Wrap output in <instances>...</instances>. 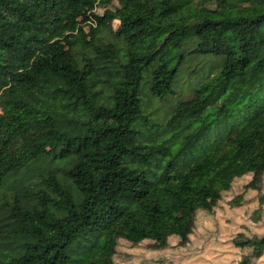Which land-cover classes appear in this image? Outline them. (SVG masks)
Masks as SVG:
<instances>
[{"label":"trees","instance_id":"1","mask_svg":"<svg viewBox=\"0 0 264 264\" xmlns=\"http://www.w3.org/2000/svg\"><path fill=\"white\" fill-rule=\"evenodd\" d=\"M189 57L207 69L177 88ZM247 175L259 189L264 0H0V264L185 243ZM233 242L234 264L264 255V230Z\"/></svg>","mask_w":264,"mask_h":264},{"label":"rangeland","instance_id":"2","mask_svg":"<svg viewBox=\"0 0 264 264\" xmlns=\"http://www.w3.org/2000/svg\"><path fill=\"white\" fill-rule=\"evenodd\" d=\"M188 60L185 67H189L182 69L177 88L192 84L194 73L190 74L189 71L193 67L208 65L205 57H189ZM206 69L207 66L200 71ZM142 97L144 100L150 99L148 93H143ZM158 106L161 108L154 116L162 121L168 106L159 102L150 110ZM70 160V157L56 159L51 166L65 167ZM251 179V175L237 179L213 211H198L194 230L187 242L182 243L180 237L172 236L166 248L154 249L149 240L133 245L121 239L115 261L118 264H234L244 252L233 242L236 235L245 233L252 236L264 230V175L259 189L246 187ZM255 264H264V255Z\"/></svg>","mask_w":264,"mask_h":264}]
</instances>
